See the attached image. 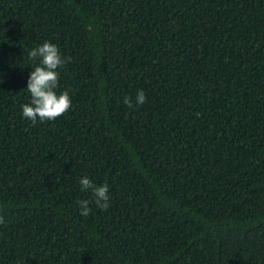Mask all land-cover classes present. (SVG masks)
I'll return each instance as SVG.
<instances>
[{
    "label": "trees",
    "instance_id": "1",
    "mask_svg": "<svg viewBox=\"0 0 264 264\" xmlns=\"http://www.w3.org/2000/svg\"><path fill=\"white\" fill-rule=\"evenodd\" d=\"M45 41L72 107L33 125ZM0 217V264H264V0H0Z\"/></svg>",
    "mask_w": 264,
    "mask_h": 264
},
{
    "label": "clouds",
    "instance_id": "2",
    "mask_svg": "<svg viewBox=\"0 0 264 264\" xmlns=\"http://www.w3.org/2000/svg\"><path fill=\"white\" fill-rule=\"evenodd\" d=\"M29 59L39 61V63L29 73L26 89L30 93V102L21 105L22 115L25 119L36 124L39 121H53L64 115L72 107L69 92L64 90L57 94L59 86L58 68L71 62L70 57H62L57 45L45 41L43 44L34 47L28 53ZM124 104L128 108H133V100L130 97L124 98ZM146 102V95L143 90H138L135 96V104L143 105ZM79 184L84 191L91 190L93 201L98 208L106 210L109 207V187L108 185H96L87 176L79 180ZM80 213L88 216L91 212L90 201L87 199L79 202ZM3 217H0V224H3Z\"/></svg>",
    "mask_w": 264,
    "mask_h": 264
}]
</instances>
